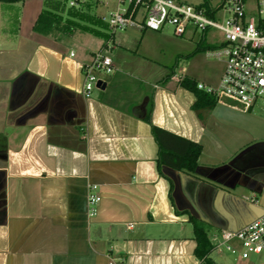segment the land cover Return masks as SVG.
Wrapping results in <instances>:
<instances>
[{
	"label": "crops",
	"instance_id": "1",
	"mask_svg": "<svg viewBox=\"0 0 264 264\" xmlns=\"http://www.w3.org/2000/svg\"><path fill=\"white\" fill-rule=\"evenodd\" d=\"M45 4L0 0V10L13 12L5 16L12 25L0 14V264H107L108 257L203 264L186 214L169 203V186L177 210L210 226L214 246L262 214L264 105L223 98L194 109V94L179 85L181 76L171 79L173 71L158 83L127 69L129 47L106 22L100 29L108 36L90 31L91 45L75 29L58 38L35 31ZM105 43L116 68L105 88L84 97L82 64ZM149 99L153 124L201 144L193 174L158 169L144 118ZM91 184L100 195L94 216L87 213ZM232 255L220 264H264Z\"/></svg>",
	"mask_w": 264,
	"mask_h": 264
},
{
	"label": "built area",
	"instance_id": "2",
	"mask_svg": "<svg viewBox=\"0 0 264 264\" xmlns=\"http://www.w3.org/2000/svg\"><path fill=\"white\" fill-rule=\"evenodd\" d=\"M79 0H70L75 5ZM116 6L103 17L112 35L117 30L135 26L140 29L162 30L170 27L175 35L199 33L197 42L204 40L208 58L222 63L221 73L214 83L197 80L196 86L213 95L216 100L229 98L245 106L264 105V0H219L205 5L182 0H115ZM217 30L220 39H208L207 32ZM109 43L93 52L82 64L84 97L91 95L99 79L105 81L115 70ZM74 54L73 51L70 52ZM180 78V77H178ZM98 186L87 191V213L94 216L100 195ZM223 248L243 259L264 253V212L235 232H225ZM234 240L236 244H231ZM107 264H118L108 257Z\"/></svg>",
	"mask_w": 264,
	"mask_h": 264
},
{
	"label": "rangeland",
	"instance_id": "3",
	"mask_svg": "<svg viewBox=\"0 0 264 264\" xmlns=\"http://www.w3.org/2000/svg\"><path fill=\"white\" fill-rule=\"evenodd\" d=\"M69 1L70 0H46L45 7H50L51 4L58 3V12L64 19L65 17H68L67 9H78L96 16L97 14H100L98 17H102L101 14L107 16L109 10L114 9L116 6L115 0H109L106 5L103 4L104 2L102 0H79L75 5H70ZM182 1L197 4L202 0ZM217 1L219 0H210L213 4ZM247 1L248 5H251L252 0ZM15 9H17V7H15ZM12 13L13 12L9 15L7 13V15L13 17ZM0 14L2 15V18H4L3 22H8L7 25L13 24L11 21L12 18L8 21V18L5 17L7 15L3 8H1ZM73 29H75L74 32L78 37H83L84 43L87 42L89 45L93 43L94 36L90 31H81L84 29L80 28L78 25L72 26L71 30ZM116 33L119 37L121 36L124 38V44L129 47L126 49L125 54L122 53L126 68L147 81L158 80L168 72L173 71L174 74L171 79H175L178 75L183 76L188 74L189 77L191 76L196 80L209 83L216 80L221 72L222 63L219 60L206 57L203 49L194 51L197 44L196 40L199 37V33L197 32L193 36H191V33L189 32L179 36L175 35L170 27H165L161 31L146 29L144 33L138 30L128 31L125 28L117 30ZM126 33H129L127 38ZM141 34H145L141 40L142 46L138 49V54H134L136 44L139 43ZM207 38L220 39L221 34L217 30H210L207 32ZM96 90L97 88L93 89V91ZM258 106L262 107L260 103ZM256 109L259 108L256 107ZM234 257L235 256L232 255V253L230 254L227 252H224L221 255L217 252H211L210 254L212 261H216L218 264L222 262L230 263ZM251 259L262 263L264 261V253L252 255Z\"/></svg>",
	"mask_w": 264,
	"mask_h": 264
},
{
	"label": "trees",
	"instance_id": "4",
	"mask_svg": "<svg viewBox=\"0 0 264 264\" xmlns=\"http://www.w3.org/2000/svg\"><path fill=\"white\" fill-rule=\"evenodd\" d=\"M200 3L207 6L211 4L210 0H202ZM58 9V3L51 4L50 7L44 6L33 24V29L53 38H58L60 34L70 32L72 26L78 25L80 28L89 30L94 34L108 36L107 33H104L100 29L101 27H105V21L101 17L78 9H67L68 17L63 19ZM205 46L206 43L202 39L196 44L194 51L204 49ZM171 74L172 71L165 74L158 80V83L164 81ZM196 82L197 80L194 77L187 75L178 78L179 85L194 94L195 100L192 103L194 109L212 107L216 103V99L210 93L198 88ZM151 108L152 100L149 99L144 118L150 123L151 132L158 145L156 157L158 169L160 170L162 165H168L177 170L193 174L198 164V157L202 149L201 144L198 141L153 124L150 121ZM171 193L172 183L167 193L168 200L174 208L175 213L177 215L186 214L187 221L192 225L195 241L194 254L196 258L203 262V264H214L209 256L214 249V245L209 238L210 226L206 222L192 216L187 211L177 210L174 207Z\"/></svg>",
	"mask_w": 264,
	"mask_h": 264
},
{
	"label": "water",
	"instance_id": "5",
	"mask_svg": "<svg viewBox=\"0 0 264 264\" xmlns=\"http://www.w3.org/2000/svg\"><path fill=\"white\" fill-rule=\"evenodd\" d=\"M105 85H106V81H103V80H101V79H99L98 81H97V86L100 88V89H103V88H105ZM250 222V221H249ZM248 223V222H247Z\"/></svg>",
	"mask_w": 264,
	"mask_h": 264
}]
</instances>
